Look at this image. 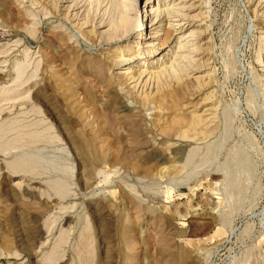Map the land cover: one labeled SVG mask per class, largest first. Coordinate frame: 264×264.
<instances>
[{
    "label": "rangeland",
    "instance_id": "1",
    "mask_svg": "<svg viewBox=\"0 0 264 264\" xmlns=\"http://www.w3.org/2000/svg\"><path fill=\"white\" fill-rule=\"evenodd\" d=\"M119 2L0 0V264H264V0Z\"/></svg>",
    "mask_w": 264,
    "mask_h": 264
},
{
    "label": "bare ground",
    "instance_id": "2",
    "mask_svg": "<svg viewBox=\"0 0 264 264\" xmlns=\"http://www.w3.org/2000/svg\"><path fill=\"white\" fill-rule=\"evenodd\" d=\"M128 1L129 0H121V2H119L118 3V5L120 6V9H121V11H120V13H119V15H118V24H117V27H118V29H125V31L126 30H128V29H130V26H132V24H133V22H132V18H131V16L129 15V14H127V12H128V10H131L130 9V5L129 4H127L128 3ZM172 1H176V0H172ZM181 2H178V4H182V1L183 0H180ZM162 2V1H161ZM184 4V3H183ZM163 6H165V4H163V5H160L159 4V6L158 7H154V6H152V7H148V8H146L147 10H146V12L147 13H149L150 11H153L152 12V14L153 13H155L156 14V16H161L162 15V17H160L159 19H155V17H154V19L155 20H153L152 22V25L150 26V29H152V30H154L155 31V36H152V40L150 41V42H148V45L149 46H147V47H149L147 50L148 51H146V52H148V55H150V57H155V55H156V53H157V50L158 49H161V48H163L165 45H166V43L168 42V39L172 36V35H174V34H176V33H179V32H177V29H179L180 27H181V25H182V22H179V21H182V20H184V19H186L185 18V15H183V14H177L178 16H176V17H180V19L179 20H172L173 22L171 23V21L168 19V17H169V15H171L170 14V8H168V7H166V8H164ZM183 8V6H181V8H179L178 10H180V9H182ZM185 9V8H184ZM182 11V10H181ZM79 12V11H78ZM77 12V13H78ZM146 12H145V14H146ZM172 13V12H171ZM179 13V12H178ZM83 14V13H82ZM151 14V13H150ZM173 14V13H172ZM176 14V13H175ZM74 15V14H73ZM78 15V14H77ZM77 15L75 16V17H77ZM66 16H67V18H68V16H69V14L67 15L66 14ZM73 16V17H74ZM173 17H174V15H172ZM70 18V17H69ZM83 18V17H82ZM137 19H139L138 20V22L139 23H137V25H135V27H137V29H135L136 31H139L140 29H142V26H143V22L141 23V21H143V20H145V19H143L142 17L141 18H137ZM83 20V19H82ZM88 20V19H87ZM87 20L86 21H82V22H87ZM150 20V19H149ZM167 20H169V21H167ZM147 21H148V19H147ZM167 21V22H166ZM175 22H177V24H174ZM88 22H87V26H88ZM104 24V23H103ZM83 26L85 25V23L84 24H82ZM176 25H178L179 26V28H176L177 26ZM133 26H134V24H133ZM80 27V26H79ZM82 28V27H81ZM85 28V27H84ZM149 28V27H148ZM95 30H96V28H95ZM99 30V29H98ZM92 31V30H91ZM117 31V30H116ZM93 32H95L94 30H93ZM99 32V31H98ZM96 34H98V33H96ZM113 34V33H112ZM139 34H143V32H140ZM116 37V35H113V37L112 38H115ZM177 37V36H176ZM125 38V37H124ZM121 39V38H120ZM178 39V38H177ZM170 40V39H169ZM177 42H178V40H176ZM115 42V41H114ZM141 43V42H140ZM134 44V43H133ZM132 44H130V45H128L127 47H128V49H126L125 51L127 52V53H129V54H127V55H125V54H121V55H118V56H120L119 57V59H120V61H126V60H128V59H130V58H132V57H134V56H136V55H138V53H139V50L140 49H138L136 52H131V48H130V46H131ZM205 47V46H204ZM125 48H126V46H125ZM124 48V49H125ZM123 50V49H122ZM177 52V51H176ZM117 55V54H116ZM140 55H142V53H140ZM173 57V56H172ZM175 59H176V57H175ZM143 60V59H142ZM177 60V59H176ZM153 61V60H152ZM163 62V61H162ZM177 62V61H176ZM111 64V63H110ZM176 64V63H175ZM174 62H172L171 63V67H173L174 65ZM140 67L141 66H144L145 65V62L143 63V62H141L140 64ZM166 65V64H165ZM147 66V65H146ZM139 67V66H138ZM166 67V66H165ZM125 68V67H124ZM176 68H177V66H176ZM167 70V69H166ZM165 70V71H166ZM121 71V70H120ZM148 71H150V70H148ZM152 71H153V69H152ZM164 71V68H159L157 71H154V72H150L149 74H150V78H151V75L154 73H158V72H163ZM170 71V70H169ZM166 72H168V71H166ZM171 72V71H170ZM147 73V69H142V70H140V69H137V70H135V71H132V69H131V67H127V68H125V69H123L121 72H120V75H121V77L123 78V80L125 79L126 81H129V80H132L133 82H138V80L143 76V75H145ZM169 73V72H168ZM168 73H166V74H168ZM119 74V73H118ZM148 74V73H147ZM161 74V73H160ZM159 74V75H160ZM182 74V73H181ZM164 75H165V73H164ZM208 75V74H207ZM161 76V75H160ZM168 76V75H167ZM170 76V75H169ZM149 77V76H148ZM197 79H198V77L199 76H195ZM195 78V79H196ZM200 78V77H199ZM209 78V77H208ZM152 79V78H151ZM185 80V79H184ZM183 80V81H184ZM140 81V80H139ZM145 81H146V79H145ZM182 81V82H183ZM187 81V80H186ZM185 81V82H186ZM125 82V81H124ZM179 82V81H178ZM187 82H189V81H187ZM186 82V83H187ZM142 83V82H141ZM144 83V82H143ZM163 83V82H162ZM176 83V82H175ZM181 83V82H180ZM185 83V84H186ZM136 84V83H135ZM150 84V83H149ZM178 84V83H177ZM182 84V83H181ZM188 84V83H187ZM141 85V84H140ZM184 85V83L182 84V86ZM127 86V85H126ZM136 86V85H135ZM177 86H179V85H177ZM181 86V85H180ZM128 87V86H127ZM134 87V86H133ZM132 87V88H133ZM185 87H187V85L185 86ZM184 87V88H185ZM145 88V87H144ZM178 88H180V87H178ZM123 89V88H122ZM129 89V88H128ZM135 89H137V88H135ZM148 89V88H147ZM166 89V88H165ZM183 89V88H182ZM132 90V89H131ZM171 90V89H170ZM179 91H180V89H178ZM177 90V91H178ZM135 91V90H134ZM158 91V90H157ZM159 91H160V89H159ZM163 91H165L164 89H163ZM174 91V92H173ZM177 91H176V93H177ZM138 92V91H137ZM142 92V91H141ZM165 92H167V91H165ZM171 92V91H170ZM172 92L173 93H175V90L173 89L172 90ZM181 92V91H180ZM180 92H179V94H180ZM136 93V92H135ZM139 93V92H138ZM160 93V92H159ZM163 93V92H162ZM126 94V93H125ZM140 94V93H139ZM143 94H144V92H143ZM130 95V94H129ZM147 94H145V96H143L144 98L145 97H147L146 96ZM150 95V94H149ZM155 95V94H154ZM164 95H168L167 93L166 94H164ZM164 95H161V93H160V96L158 97V98H156L157 99V103H158V100H159V103H162V102H164L163 100H165V97H164ZM174 95V94H173ZM137 96H139V95H137ZM151 96H152V94H151ZM150 96V97H151ZM169 96H171V94L169 95ZM175 97H176V94L174 95ZM143 97H141V98H143ZM155 97V96H154ZM154 97L152 98L151 97V99L152 100H154L155 101V99H154ZM171 97H173V96H171ZM138 98V97H137ZM136 98V99H137ZM148 98V97H147ZM163 100H162V99ZM167 98H168V96H167ZM170 98V97H169ZM177 98H179V95H178V97ZM177 98H175V99H177ZM170 99H172L174 102H176L173 98H170ZM141 100V99H140ZM172 100H170V102H172ZM151 101V100H150ZM166 101V100H165ZM144 102H146V101H144ZM173 102V103H174ZM125 103V102H124ZM130 103V102H129ZM176 103H178V102H176ZM163 104H165V103H163ZM162 104V105H163ZM158 105H160V104H158ZM161 105V107H163ZM178 105V104H177ZM177 105H175V106H177ZM125 107H127V105L125 104L124 105ZM174 106V105H173ZM174 106V107H175ZM179 106V105H178ZM177 106V107H178ZM130 107V106H129ZM128 107V108H129ZM176 107V108H177ZM212 107V106H211ZM207 108L206 110L208 111V110H211L212 111V108ZM132 107H130V109H131ZM154 108V107H153ZM87 111V110H86ZM88 113V112H87ZM206 113V112H205ZM85 115V114H84ZM181 116V115H180ZM194 116V115H193ZM208 116V115H207ZM177 117V119H179L178 117L179 116H176ZM181 118H182V116H181ZM180 118V120H183V118L181 119ZM191 118H192V116H191ZM190 118V119H191ZM176 119V118H175ZM175 119L173 118V123H174V121H175ZM188 119H189V117H188ZM189 119V120H190ZM184 121H186V119L184 120ZM176 122V121H175ZM179 122V120L177 121V124H180V123H178ZM207 122H208V120H207ZM207 122H206V119H203L202 117H201V115H195L192 119H191V121H189V123L190 124H188V122H187V124H188V126H190V128L188 129L187 127V129L188 130H186V131H191L193 128H195V126H198V127H196L193 131V133L195 134V136H197L198 137V139H200V140H204L206 137H207V135H208V133H209V131H211L210 130V128H208V124H207ZM181 123H182V121H181ZM172 124V123H171ZM184 124V123H183ZM209 124H211V123H209ZM170 125V124H169ZM186 125V123L183 125V127ZM212 125V124H211ZM167 126V125H166ZM172 126V125H171ZM192 126V127H191ZM168 127V126H167ZM182 127V126H181ZM199 127H201L200 129L201 130H198L199 129ZM164 128H166V127H164ZM172 127H170V129H171ZM179 128V127H178ZM198 128V129H197ZM214 128V127H213ZM213 128H212V130H213ZM168 129V128H167ZM165 130V131H169V130ZM173 129V128H172ZM174 129H175V127H174ZM173 129V130H174ZM185 129V128H184ZM162 130H164V129H162ZM173 130H172V132H173ZM179 130H180V128H179ZM183 130V129H182ZM182 130L180 131V132H182ZM165 131H164V133H165ZM175 131V130H174ZM177 131V130H176ZM175 131V132H176ZM172 132H170V133H172ZM174 132V133H175ZM167 134H168V132H166ZM173 133V134H174ZM190 133V132H189ZM192 133V132H191ZM192 133V134H193ZM173 134H170V136L171 135H173ZM178 134V135H177ZM177 134H174L175 136L177 135V136H181L182 137V134L181 135H179V133L177 132ZM191 134V135H192ZM169 135V134H168ZM173 135V136H174ZM174 136V137H175ZM203 143V142H202Z\"/></svg>",
    "mask_w": 264,
    "mask_h": 264
}]
</instances>
